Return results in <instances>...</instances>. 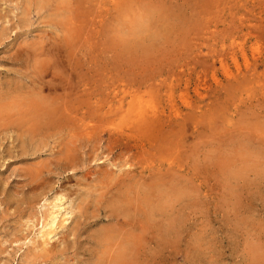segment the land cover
Wrapping results in <instances>:
<instances>
[{
  "label": "rangeland",
  "instance_id": "obj_1",
  "mask_svg": "<svg viewBox=\"0 0 264 264\" xmlns=\"http://www.w3.org/2000/svg\"><path fill=\"white\" fill-rule=\"evenodd\" d=\"M122 242L133 264H258L264 0H0V264H116Z\"/></svg>",
  "mask_w": 264,
  "mask_h": 264
},
{
  "label": "bare ground",
  "instance_id": "obj_2",
  "mask_svg": "<svg viewBox=\"0 0 264 264\" xmlns=\"http://www.w3.org/2000/svg\"><path fill=\"white\" fill-rule=\"evenodd\" d=\"M178 18V17H177ZM141 19V18H140ZM141 22V24H139V28H140V31H144L145 29H146V27H145V25L143 24V22L142 21H140ZM138 26V25H137ZM36 107L38 106V105H35ZM39 107V106H38ZM30 109V108H29ZM40 109V108H39ZM62 110V109H61ZM60 110V111H61ZM58 111V110H57ZM66 114V113H65ZM144 114V113H143ZM7 115V114H6ZM146 115V114H145ZM36 118L39 116V114L37 113V111H35V115H34ZM44 116L47 118V120L48 121H53V119L54 118H56V111L55 110H53V109H50V108H45V112H44ZM44 118V117H43ZM35 119V118H34ZM28 122V121H27ZM42 122V121H41ZM54 122V121H53ZM69 122V121H68ZM52 123V122H51ZM52 125H54V124H52ZM42 126V125H41ZM43 126H45V125H43ZM17 127V126H16ZM59 127V126H58ZM48 128H49V126H48ZM33 129V131H35V130H37L38 128H36L35 127V129L34 128H32ZM43 129V128H42ZM44 131V130H43ZM37 132V131H36ZM28 133H30V132H28ZM44 133V132H43ZM68 138V137H67ZM40 144V143H39ZM45 145V144H44ZM64 145V144H63ZM37 146V145H36ZM40 146V145H39ZM46 146V145H45ZM135 146V145H134ZM71 154V153H70ZM69 162V161H68ZM62 174V173H61ZM111 174V173H110ZM150 175V174H149ZM150 178V177H149ZM105 180V179H104ZM105 184V183H104ZM149 188V187H148ZM148 194H147V196H145L146 198H144L143 197V199H142V201L143 202H145V204L146 205H150V197H149V195H150V191H148L147 192ZM136 195V194H135ZM140 196V195H139ZM63 199L65 200V197L63 196V195H59V196H57L56 198H54L53 199V201H51L50 202V205H51V207L50 208H48L47 209V211L45 212V213H43V216H42V219H43V223H42V231H41V234H42V237H43V243H42V245H44L45 246V248L43 249L44 250V252H46L47 251V247H49L50 246V241L51 240H53L54 238H55V236H56V232H58V230L60 229V227L61 228H63L64 226H66V224H67V222H68V220H69V217L68 218H66V219H64L62 222L61 221H59V220H57L58 218H59V216H60V214H62V211H63V209H66L63 205L65 204V202H64V204H63ZM66 199H67V197H66ZM129 199V198H128ZM49 200H50V198H49ZM66 201V200H65ZM131 201V200H130ZM66 205V204H65ZM80 205V204H79ZM49 206V205H48ZM147 207V206H146ZM141 208V207H140ZM149 208V207H148ZM114 209L116 210V211H119V212H121L122 211V209L120 208V207H118L117 205H115L114 204ZM132 209H133V207H132ZM142 210V209H141ZM152 210L153 209H151V208H149L148 210H147V213H146V218L147 219H149V221L151 220V218L153 217L152 216ZM69 213V212H68ZM154 213V212H153ZM143 214V213H142ZM66 215V214H65ZM118 215L116 214L115 215V217L114 218H116ZM66 217V216H65ZM118 218H116V220H117ZM45 220H47V223L45 224ZM118 221V220H117ZM152 222V221H151ZM138 223V222H137ZM115 226V225H114ZM108 229L109 228H105L104 230H101V232L97 235V237H98V240L97 241H99V243H101L103 246H105V244L106 243H108L109 241H111L114 237H116L114 234H113V232L112 231H108ZM147 230V229H146ZM148 232V231H147ZM126 236V235H125ZM133 236V235H132ZM42 239V238H41ZM40 239V240H41ZM126 240V239H125ZM137 240V239H136ZM108 241V242H107ZM125 243H123L122 242V245H124ZM53 246V245H52ZM110 247V246H109ZM128 247L129 248H131L130 250H135L136 249V243L135 242H133V241H131L130 242V244L128 245ZM139 247V246H138ZM124 251L123 252H119L118 251V255L115 257V258H113L114 259V262L116 263V264H128V263H135V262H130V258L129 257H127L128 259H126V257H125V253H127L125 250L126 249H128L127 248V245H126V247H125V245H124ZM123 248L122 249H120V250H123ZM35 249V248H34ZM34 249H33V252H34ZM107 249V248H106ZM112 249V248H111ZM118 249H119V247H118ZM138 249V248H137ZM136 249V250H137ZM46 250V251H45ZM129 250V251H130ZM48 251H50L51 252V249H48ZM53 251V250H52ZM93 251V250H92ZM112 251V250H111ZM36 252V251H35ZM100 252V251H99ZM48 253V252H47ZM132 253H134V252H132ZM135 253H136V251H135ZM138 254V253H137ZM136 254V255H137ZM40 256V253H37V254H35V256L37 257V256ZM42 255V254H41ZM135 255V254H134ZM130 257H131V255H130ZM132 259H133V257H132ZM137 259V258H136ZM253 261L255 262V263H260V262H263V260H264V248L262 249H260V248H258V247H254V254H253ZM131 261H135V260H131Z\"/></svg>",
  "mask_w": 264,
  "mask_h": 264
}]
</instances>
